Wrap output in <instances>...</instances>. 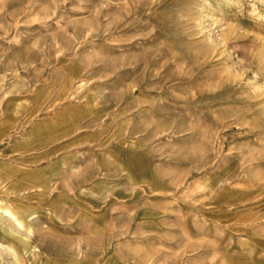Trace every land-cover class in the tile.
Listing matches in <instances>:
<instances>
[{"label":"rangeland","instance_id":"374dc122","mask_svg":"<svg viewBox=\"0 0 264 264\" xmlns=\"http://www.w3.org/2000/svg\"><path fill=\"white\" fill-rule=\"evenodd\" d=\"M0 264H264V0H0Z\"/></svg>","mask_w":264,"mask_h":264}]
</instances>
